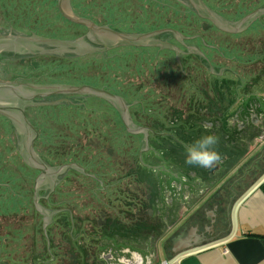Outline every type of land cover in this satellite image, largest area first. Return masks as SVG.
I'll return each mask as SVG.
<instances>
[{
    "label": "flooded vegetation",
    "instance_id": "af4514ba",
    "mask_svg": "<svg viewBox=\"0 0 264 264\" xmlns=\"http://www.w3.org/2000/svg\"><path fill=\"white\" fill-rule=\"evenodd\" d=\"M176 1L177 4H184L182 7L187 11L185 13L186 17L191 16L195 25L180 26L172 24L141 33L122 32L108 26L116 32L127 34H148L161 31V33L147 38L141 47L127 46L130 55L129 59H135L134 73L130 72L129 75L134 80L141 82L146 77L150 78L153 84L156 82L153 81L154 77L157 79L156 90L148 86L137 89L136 84H130V82L122 83L123 87L119 88L117 76H113L109 80L108 88L104 84L99 86L79 85L104 89L121 98L127 108L126 114L124 113L123 115L117 111L114 105L100 97H67V99H72L74 103L76 102L75 104L79 105L80 108L82 107V110L86 111L85 113L91 112L98 116V112L106 111L111 118L109 123L110 138L109 142L103 138H100V140L113 147H128V154L116 152L117 154L113 156V159L110 157L109 163H107L108 160L104 159L103 164L102 162H97L100 158L96 156H89V159H83L88 154L82 153L81 159L71 160L64 165L57 164L58 167L74 165L78 169L68 168L65 173L56 177L54 180L56 181V186L53 190V178H50V182L47 185H43L41 180H43L44 175L28 167L22 159L28 169L20 170L15 174L12 181L16 183L18 189L22 190H24L22 185L31 184L27 190H33L32 207L34 208V216L30 218L37 220L38 217L42 221V225L46 221L45 218H50L48 226L53 220L64 223L69 221L76 223L79 218L80 220L86 219L75 217L79 210L97 209L94 207L96 204L99 205V209L103 208L104 204L108 208L111 202L101 203L102 200L100 198L105 196L107 200H112L116 204H123L129 209L133 206L139 209L141 208L140 206L144 209L150 208V221L153 222V225L158 221L168 220L167 222H170L172 213L177 211L176 208L180 203H183L179 202L178 198H184L188 192L185 189L182 195L177 193V180L179 179V176H177L179 173L177 162L183 158L185 159L184 145L190 144L206 135L214 134L220 137L222 133L221 125L226 124L224 113L231 106H235V102L239 104L237 105L238 111L235 118L236 120L239 119L238 128H241L237 134L242 136L241 131L244 130L247 137L255 135L250 124L254 125V115L259 104L250 99L252 96L248 97V94L252 93L254 88L264 92V81H261L263 84L257 83V85L254 82L257 78H264V0H253L256 8L241 17L238 16L237 9H234V14L236 13L233 17L234 19H230L228 17L230 15L222 12V10H220V13L214 12L207 0H201L209 13L212 14L214 21L220 24V29L213 25L210 20L201 17L188 0ZM192 1L197 4L195 0ZM6 28H0V37L22 36L31 38L36 36H24L11 25ZM85 32L87 34V30ZM86 34L82 37L83 41L88 43L89 40H87ZM37 44L29 43L31 45V48L28 47L29 50L24 48L18 52L1 49L0 61L6 54L8 57L19 58L18 56L20 55L18 54L23 52L29 54L33 50L36 55L39 50H34L32 47ZM114 50H110V52ZM95 53L103 52L96 51ZM117 56L115 55V57ZM160 59H164V62H161ZM149 62L153 63V65L149 64L148 66ZM141 64H143L144 69H138L137 66ZM164 64L165 66L163 67L169 69L166 77L160 71V67ZM171 66H173L172 69ZM146 67H148L147 71ZM229 79H233L234 86H239L234 90L231 89ZM245 79H249V82L243 84ZM231 92L234 95L233 101L229 99ZM98 101H104L107 105L103 109L96 105L94 107L92 103H98ZM86 103L91 106L86 107L84 105ZM246 104H250L247 107L250 114L249 117H239L238 112H241ZM31 109L27 108L25 113L36 130L35 125H38L39 122L29 118ZM124 118L126 124H124ZM80 119L84 127L93 125L85 117ZM0 123L3 125V132L0 134L1 143L5 140L6 135H10L7 131L8 129L10 132L11 129H16L3 117H0ZM5 127H8V129L6 130ZM36 132L38 133L37 130ZM17 135L15 148L20 153L18 132ZM47 139L50 138L48 137ZM7 140L11 143L10 138H7ZM37 140H39V136L36 138L34 146ZM13 141L14 139L12 138V143ZM96 142L100 141L97 140ZM38 157L40 158L39 155ZM130 158H133V162L129 160ZM0 159L4 161L3 155H0ZM123 159H126L130 165L125 172L119 171L124 166L122 165ZM40 160L45 165H48L43 159L40 158ZM91 161H94V163ZM72 175L82 178L81 180L85 182L88 180V184L91 187L90 190L84 188L86 192L81 195V199L87 196L90 200H83L85 202L83 207L79 206V200L76 203L74 201H65L64 199L58 201L59 198L64 197V193H60L58 186L61 184L66 187L68 185L67 180ZM122 184L126 188L128 186L133 188L144 185L149 189L147 191L149 197L146 199L137 198L134 189V191H128L124 187L125 189L123 190ZM44 188H48L47 192ZM160 207H164L163 215H160ZM73 210H76V212ZM179 213L178 210L177 216L180 215ZM142 230L146 231L147 229L144 228ZM151 246L153 247L152 250L155 251L154 244ZM94 252L92 251L93 254ZM101 259L105 262L104 264H110L105 258L103 259L102 257ZM134 263H137V261H134Z\"/></svg>",
    "mask_w": 264,
    "mask_h": 264
},
{
    "label": "crops",
    "instance_id": "0c3cea01",
    "mask_svg": "<svg viewBox=\"0 0 264 264\" xmlns=\"http://www.w3.org/2000/svg\"><path fill=\"white\" fill-rule=\"evenodd\" d=\"M229 80L231 89L239 86H234L233 79ZM261 81L264 78L254 80L256 85L263 84ZM248 82L245 79L243 84ZM232 92L230 101L234 99ZM249 96L259 104L254 125L250 124L254 136L247 137L244 130L242 136L237 134L241 128H238L239 119L235 118L239 105L235 102L224 113L226 124L215 149L223 162L211 170L189 166L184 158L177 162V193L182 195L185 189L188 192L184 198H178L184 204L180 203L172 213L170 222L158 221L153 225L150 221L151 226L144 227L146 231H138L114 218H105L99 224L94 223L100 238L95 243L94 254L83 249L81 238L76 237L79 240L76 247L69 250H54L49 241L47 248L36 243L30 255L28 251H19L17 257L24 263V258L32 259L25 264H54V258H61L57 264H62L63 259L70 264H87L88 255L96 259L92 260L93 264H104L102 257L110 264H264V92L254 88ZM249 105L238 112L239 117H249ZM160 209L163 215L164 207ZM178 210L181 216H177ZM54 222L46 227L49 239L55 227L62 228L59 223L72 237L74 223ZM39 223L45 231L42 221Z\"/></svg>",
    "mask_w": 264,
    "mask_h": 264
},
{
    "label": "rangeland",
    "instance_id": "374dc122",
    "mask_svg": "<svg viewBox=\"0 0 264 264\" xmlns=\"http://www.w3.org/2000/svg\"><path fill=\"white\" fill-rule=\"evenodd\" d=\"M20 1L25 3V0H0V28L7 29V26H13L17 30L22 33L24 36H30V27H24L20 24L16 25V22L19 20L18 16L22 13L23 17L25 18V13L21 9ZM31 1V0H27ZM79 5L81 9L83 10V15H85L87 18L92 20L93 22L97 23L98 25H105V26H111L119 31L122 32H135V33H141V32H147L152 29L162 28L166 25H172L177 24L180 26H187L192 25L195 23L193 22V18L191 16L186 17L185 13L187 12L184 7H182L183 3H176V0H78ZM208 4H210L211 8L216 13H220V10L224 13H228L230 16H228L230 19H234V9L237 11V14L239 17L245 15L246 13H249L253 11L256 8V5L254 4L253 0H207ZM7 9H10L9 11ZM25 15V16H24ZM238 18V17H237ZM37 20V18L34 20ZM60 25H55L53 28H57ZM9 29V28H8ZM78 38L82 37L84 34H86L85 30L81 29L80 27H75L73 32H71V35L77 36ZM35 35V34H34ZM77 38V39H78ZM144 43V42H142ZM26 46L31 48V45L25 44ZM33 49H38V53L35 55V51L32 50L29 54H26L23 52L22 54H18L20 58H13L8 57L7 54L2 58V61H0V81L6 82V83H18V84H28V85H38V86H50V85H61L58 83H53L51 80L55 79V77L58 78H65L68 79L66 74L68 72H59L55 73L52 71V69L48 68L46 66V63L51 62L54 63L57 59L64 58L65 56H69L72 54L65 53L63 50H61V47H54L49 48L46 45H42L38 43L37 45L32 47ZM72 50V49H71ZM49 51L48 53H45ZM108 52V51H107ZM104 52V53H107ZM94 53H91L90 56H92ZM115 55H118L115 57ZM97 59L98 63L95 64L93 67H88L87 69L78 70V72H82L83 75H93L96 76V79L99 80V83H106L105 80H110L113 78V76H117L119 88L123 87L121 84H126L127 82H130V84H136L137 89H141L142 87H150L152 89L156 90L157 79L153 77V81H156L154 84L151 82L150 78H144V81H137L132 78L129 73L133 72L135 69V59H129L130 55L128 53L127 47H120L117 48V50H114L110 53L109 59L107 61L106 66L102 64L100 61V57L97 55L93 56ZM82 59H86L85 56L82 57ZM95 59V60H96ZM100 60V61H99ZM161 62H164V59H160ZM87 61L82 60V64H86ZM81 64V65H82ZM149 64L153 63H148ZM43 66V71H37V68ZM58 66V64L56 65ZM165 66L162 65L160 67V71L164 73V77H166L168 70ZM138 69H144L143 64L140 66H137ZM173 66H171L172 69ZM148 70V67H146V71ZM77 71H70L71 74H75ZM49 77V78H48ZM14 81V82H13ZM67 99V96H53L46 98V100H39L38 103L40 104H50L55 100L60 99ZM70 101V99H67ZM71 102L72 99H71ZM70 102V103H71ZM92 105L100 106L101 108H104V104L102 101L93 102ZM91 106V105H90ZM32 107H29L28 109H31ZM30 111V110H29ZM33 111V112H32ZM48 112L40 113L36 110H31L29 112V118L35 119L36 121H39L41 126L44 128H47L50 133L51 142L43 143L40 142L36 144L35 146V152L40 156V158H44L47 161L46 165L49 168L58 167V163H61L60 160L63 159L65 156L75 155V159H81L82 153L88 154L83 157V159H89L92 156L99 157L100 160L97 162H102L104 164V159L108 160L107 163H109V159H113V156L117 154L116 152L128 154L129 152L128 147L125 148L124 146L120 147H113L112 145H109L108 143L100 142L101 144H97V138H103L105 136V140L109 142L110 134L109 130L104 126L103 122H106L108 125L111 121L110 116L106 113V111L98 112L99 118L94 115L93 113H85V114H78L77 109L74 108H68V109H62L58 110L59 113L55 117H51V114H56L58 111L55 110L54 112ZM77 114V115H76ZM92 115V116H91ZM87 118L91 123L93 124L91 127L83 126L82 121L80 118ZM8 127H5V129ZM3 132V125L0 123V134ZM91 133V135L89 134ZM10 135L5 136V140L0 143V155H3L4 162L0 165L1 168H5V170L14 169L16 170V167L12 165L14 163V160L16 161L15 165H20L18 162L16 156L17 151L15 148L16 144V137L17 131L14 129H11L8 131ZM7 138H10L11 143L7 140ZM12 138L14 139L12 143ZM92 138V140H91ZM93 141V143H91ZM20 148V143H19ZM119 146V145H118ZM114 149V150H113ZM137 149V148H136ZM137 152V151H136ZM90 156V157H89ZM15 158V159H14ZM14 159V160H12ZM115 159V158H114ZM133 162V158L129 159ZM94 163V161H91ZM122 166L119 171L125 172L127 171V167L130 165L127 163L126 159H123ZM0 168V169H1ZM116 168V167H114ZM123 175V174H121ZM82 178L72 175L67 180L68 185L66 187L61 186L60 193H64V197L59 198L58 201L65 200V201H74L76 203L79 200V206L83 207L85 205L86 201H90L87 196H85L84 199H81V195L83 192H86L85 189L90 190V186L88 184V180L83 181ZM50 182L49 176H44L43 180H41V183L43 185H47ZM127 182V180H125ZM31 184L27 183L26 185H22L24 187V190L19 191L18 189L15 190V192H24L28 191L27 188L30 187ZM15 186H17L15 184ZM86 186V187H85ZM122 189L124 190L126 187L124 184H122ZM125 187V188H124ZM85 188V189H84ZM148 187L144 185H140L139 187H131L128 186L126 189L128 191L132 190L136 192L137 198H143L146 199L149 197ZM84 189V190H83ZM134 189V190H133ZM44 190H48L44 188ZM131 191V193H133ZM28 196V193L22 194V201L21 209L17 210V215L15 218H0V228H9L8 225L11 224L12 228L13 226H27L32 227L31 225L35 222L40 225L39 219L36 221L30 217L34 216L33 210L26 203L25 197ZM101 196V195H100ZM102 201L101 203L104 204V202H111V206L108 209L99 210V205L96 204L94 207L97 209H84L79 210L76 213L75 217H83L87 219H91V222L94 219L95 224H99L103 218L106 219H116L118 221H121V225H131L132 227L137 226V230L144 229V227L151 226L150 225V216H151V209H144L142 206L139 209L136 206H133L131 209L127 208V206H124L123 204H116V202H113L112 200H107V197L102 196L100 198ZM94 204V202H93ZM25 207V210H24ZM40 209V208H38ZM41 211V210H39ZM76 212V210H73ZM131 213V214H130ZM25 217V218H24ZM16 221V222H15ZM16 223L15 225L12 223ZM90 222V221H89ZM77 224L80 226V228L83 227V232H81L77 238L80 240L83 244V249H88L90 252L94 250V247H96L94 239L98 237L99 230L97 233H95V238L90 239L89 238V232L93 231V227L91 225H87V221L85 223H81L80 218L78 219ZM76 224V226H77ZM82 224V225H80ZM94 224V226H95ZM146 225L143 226L142 225ZM59 225L62 228L55 227L52 232V237L49 239V237H45L43 228L40 229L38 227V232L34 234L33 236H29V231L27 232V235L24 237L26 240L22 244H17L18 249H22L20 251H24L25 249L29 250L30 246H34V244H38L39 246H44L47 248V242H51V245L54 250H69L71 248V241H70V234L66 231V227L63 226L61 223ZM48 227V226H47ZM97 229V228H96ZM96 229L93 231L95 232ZM47 230V228H46ZM141 231V230H140ZM6 231L0 232V237H4L7 234H5ZM50 233V232H49ZM5 234V235H3ZM88 237L85 238L83 236ZM25 246V247H24ZM43 248V247H40ZM14 248L11 247L10 250H13ZM92 255V253H90ZM89 260H87V264H90L92 262V257L88 255ZM55 262L54 264L60 263L61 258L53 259ZM96 260V259H95ZM94 260V261H95ZM92 262V264L94 263ZM71 262L66 263L64 259L62 260V264H70Z\"/></svg>",
    "mask_w": 264,
    "mask_h": 264
},
{
    "label": "trees",
    "instance_id": "16d2710c",
    "mask_svg": "<svg viewBox=\"0 0 264 264\" xmlns=\"http://www.w3.org/2000/svg\"><path fill=\"white\" fill-rule=\"evenodd\" d=\"M57 1L58 0H31V1H27L25 0L21 2L20 4L21 9L24 11L25 13V18L23 17L22 13L18 16V21L16 22V25L20 24L21 26L26 27H30V35H36L40 38L43 39H48V40H54V41H73L75 39H77L79 37V35L77 34V36L75 35H71V32H73L74 28H81L83 30H86L85 28L72 24L68 21H66L59 13L58 8H57ZM79 1L78 0H70V5L72 8V11L75 15H78L82 18H87L85 15H83V10L81 9L80 5H79ZM8 11L10 9H7ZM37 18V20L34 23V20ZM90 20V19H89ZM92 21V20H91ZM95 23V22H94ZM55 25H60L57 28H53ZM107 52V51H106ZM110 51H108L107 53H96L93 54L92 56L87 55L85 56L86 59H82V57H77L74 55H67L64 58L61 59H57L54 63L51 64V62L46 63V66L50 69H52L53 72H68V74H66L68 79H65L64 77L58 78L55 77V79L51 80V82L53 83H58L61 85H68V86H79L81 84H88V85H92V86H99V85H106V87L108 88L109 86V81L105 80L108 84L106 83H99V80L96 79V76L87 74V75H83L82 72H78V70H82L83 69H87L89 66L93 67L95 66L96 63H98L97 59L94 58V55L99 56L100 58V62L102 64H104V66H106L105 64H107V61L109 59L110 56ZM20 58V57H19ZM18 59V58H17ZM96 59V60H95ZM82 60L87 61L86 64H82ZM58 64V66H56ZM82 64V65H81ZM108 67V66H106ZM44 67L40 66L37 68V71H43ZM70 71H77L75 72V74H71ZM49 78V77H48ZM60 99V98H59ZM58 101V100H55ZM53 101V102H55ZM69 103H50V104H45L42 106H38V107H34L31 110H36L37 112L40 113H45L48 112L49 110H51L50 112H54L55 110H62V109H68V108H74L77 109L78 114L82 113L85 114L86 111L82 110V107L80 108L79 105L75 104L74 102L68 101ZM71 102V103H70ZM104 102V101H102ZM105 103V104H104ZM104 106L107 105L106 102H104ZM86 107H88L90 104L86 103L84 104ZM103 109V108H102ZM59 111L56 114H51V117H55L57 116V114L59 113ZM77 115V114H76ZM97 115V114H95ZM99 118V116H97ZM100 121L102 122V120L100 119ZM39 122V121H38ZM104 126L109 130V125L106 122H103ZM225 125V124H223ZM223 125H221V129L223 127ZM40 122L38 123V125L36 124V130L38 131V136H39V140H37V143H41L43 144L44 142H51V140L48 141V137L51 139V137L49 136L51 131H49L47 128H44L41 126L40 129ZM87 127H91V126H87ZM39 128V130H38ZM8 128H6L7 130ZM9 131V129L7 130ZM110 132V130H109ZM89 134L91 135V133L89 132ZM110 134V133H109ZM105 138V136L103 137V139ZM98 141L102 142L100 139L97 138ZM100 142H96L97 144H101ZM36 146V145H35ZM34 146V148H35ZM36 151V150H35ZM75 155H70V156H65L63 159L60 160L61 163L58 164H66L71 160H75ZM18 162L20 163V165H15L16 161L14 159V163H12L13 166L16 167V170L14 169H9V170H5V168H1L2 166H0V218H15V220H17L16 215H17V210L21 209V201H22V194H26L28 193V196L25 197L26 203L28 205H30V207L32 208V210H34V208L32 207V197H33V190H28V191H24V192H15L16 189H18L12 180L13 177L15 176V174H17L20 170L23 169H28V167H26V165L23 163V160L21 158V156L19 155V152H17V156H16ZM43 159L46 163L47 161L44 158ZM4 161L2 159H0V165L3 163ZM49 165V164H48ZM24 171V170H23ZM23 173V172H21ZM25 175V174H24ZM62 185L60 184L58 186V189L62 188ZM19 191H22V189H18ZM42 204V203H40ZM111 204L108 205V208H110ZM106 204L103 205V209H108ZM25 210V207H24ZM102 210V209H99ZM38 219V217H37ZM105 218H103L102 220H104ZM36 221V220H35ZM55 220H53V223ZM87 221V225H91L93 227V231L98 227L95 225L94 226V219L91 222V219H84L81 220V223H85ZM90 221V222H89ZM16 222V221H15ZM12 223V224H16V223ZM77 222L74 223L73 228L71 229L72 237H70V241H71V247H76V243L79 241L76 237L84 231H83V227L80 228V226L77 224ZM82 225V224H80ZM32 227H27V226H22V225H15L12 228L11 224L8 225L7 227L9 228H0V232L1 231H6L5 234H7L4 237H0V264H3L4 261L8 262L10 261L12 264H25L26 262H31L32 259L30 257H26L24 258L25 263L23 262V260H21V257H17V253L22 250V249H18L17 244H22L26 238L24 237L25 235H27V232L29 231V236H33L34 234H36L38 232V223H34L33 225H31ZM60 228V227H59ZM89 232V238L90 239H94L95 236V232ZM46 237H48V231H43ZM3 234V235H5ZM85 238L88 239V237H86L85 235L83 236ZM95 242H98V239L94 240ZM51 242H49V246H50ZM35 245V244H34ZM13 247V250H10V248ZM25 247V246H24ZM34 248V246H30V249L28 250H24L22 252L28 251L29 252ZM32 252V251H31ZM30 255V254H29ZM46 255V254H45ZM15 259V260H14ZM55 259V258H54ZM2 262V263H1Z\"/></svg>",
    "mask_w": 264,
    "mask_h": 264
},
{
    "label": "water",
    "instance_id": "95a60500",
    "mask_svg": "<svg viewBox=\"0 0 264 264\" xmlns=\"http://www.w3.org/2000/svg\"><path fill=\"white\" fill-rule=\"evenodd\" d=\"M192 7L199 13L201 17L210 20L213 25L220 29V24L214 21L212 14L209 13L207 8L202 4L201 0H195V4L192 0H188ZM57 8L60 15L68 22L81 26L87 30V45L82 38H78L73 41H54L32 36L31 38H25L22 36L18 37H0V50H13L18 52L21 49H28L25 44L28 43H40L46 45L49 48L61 47L65 53L72 54L77 57H82L94 52H106L114 50L120 47H141L142 42H146L147 38L161 33L151 32L148 34H127L116 32L110 29L108 26H99L93 21L82 18L75 15L72 11L70 0H58ZM17 42V43H16ZM91 47H90V46ZM72 49V50H71ZM29 50V49H28ZM32 50V49H31ZM34 50H36L34 48ZM49 51L45 52L48 53ZM53 96H96L109 102L111 105L122 113L126 114V104L124 101L105 91L104 89H98L87 85L82 86H68V85H50V86H38V85H26L18 83H3L0 82V117L9 121L20 137V153L19 155L24 160L26 165L30 168L35 169L41 175L49 176L52 179V190L56 186L55 178L62 175L67 171L68 168H76L74 165H65L58 168H48L38 157L34 151V143L38 137V133L29 122L26 117L25 110L29 107L42 106L43 104L38 103V100H45L46 98ZM68 100H59L53 102L64 103ZM126 118V117H125ZM125 118L123 119L126 124ZM44 229L49 225L50 218H45ZM115 254V253H114ZM118 255L115 254V259Z\"/></svg>",
    "mask_w": 264,
    "mask_h": 264
},
{
    "label": "clouds",
    "instance_id": "9594fccd",
    "mask_svg": "<svg viewBox=\"0 0 264 264\" xmlns=\"http://www.w3.org/2000/svg\"><path fill=\"white\" fill-rule=\"evenodd\" d=\"M218 145L219 137L214 134L202 136L192 143L184 145L185 164L213 169L223 162V157L215 150Z\"/></svg>",
    "mask_w": 264,
    "mask_h": 264
}]
</instances>
